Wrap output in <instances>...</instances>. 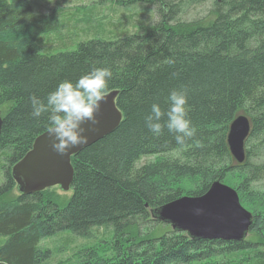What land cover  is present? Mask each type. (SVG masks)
<instances>
[{"label": "trees", "instance_id": "obj_1", "mask_svg": "<svg viewBox=\"0 0 264 264\" xmlns=\"http://www.w3.org/2000/svg\"><path fill=\"white\" fill-rule=\"evenodd\" d=\"M116 3L156 6L159 20L142 33L109 36L91 24L76 49L49 53L82 35L67 32L68 38L54 43L51 35L69 24L64 19L36 12L32 0H0V155L6 162L0 264H46L50 255L40 247L43 240L66 232L93 239L100 229H112L115 249L104 256L93 247L79 264H264V161H258L255 146L264 142V0H214L211 11L190 21L181 19L182 11L195 2ZM48 34L49 43L59 47L47 49ZM97 67L113 73L107 94L117 92L119 127L71 158L69 199L57 186L19 193L10 168L49 127L47 114L32 117L30 97L46 102L60 82L75 83ZM173 89L187 90L197 129L182 145L167 128L153 136L145 120L153 103L168 109ZM239 114L251 122L241 165L227 147L229 126ZM149 158L155 159L140 165ZM232 176L241 206L252 203V223L242 241L195 239L158 218L166 204L202 196L212 183ZM148 223L170 231L157 237Z\"/></svg>", "mask_w": 264, "mask_h": 264}, {"label": "water", "instance_id": "obj_2", "mask_svg": "<svg viewBox=\"0 0 264 264\" xmlns=\"http://www.w3.org/2000/svg\"><path fill=\"white\" fill-rule=\"evenodd\" d=\"M117 92L107 94L96 114V125L85 124L89 142L59 155L51 147L49 131L38 136L31 150L11 168V176L21 194H35L46 189L59 187L68 192L73 168L71 158L115 131L122 120L115 100ZM3 119L0 116V134ZM251 131V122L244 115L235 116L227 134V147L232 159L241 165L245 161V142ZM160 221L173 230L188 233L201 240L240 242L245 239L252 223V215L239 201L237 192L216 181L199 197L184 196L166 204L159 211Z\"/></svg>", "mask_w": 264, "mask_h": 264}, {"label": "rangeland", "instance_id": "obj_3", "mask_svg": "<svg viewBox=\"0 0 264 264\" xmlns=\"http://www.w3.org/2000/svg\"><path fill=\"white\" fill-rule=\"evenodd\" d=\"M174 2H184L186 6L189 2L188 8L182 11L181 19L183 21H190L195 18L205 16L209 11L213 8L214 0H172ZM33 6L36 12L45 13L46 15L53 14L56 17H59V22H67V26H63L60 29L59 33L56 34H48L43 37L45 41V46L47 49H52L54 43L58 42L57 40L61 37L67 35V32L76 31L78 35H82L81 37L72 36L74 38H70L72 41V45L65 46L58 50H53L49 53H54L56 51H71L76 49L80 41L83 39L86 34L81 33L85 31V28L92 24L93 30L97 33L104 34L105 36H109L108 33L114 34H123L126 33H142L145 29L159 20V15L156 10V6L152 5H133L128 7H123L118 5L117 0H32ZM152 2H157V0H152ZM197 2V3H196ZM86 20V21H85ZM98 23L101 24L100 28L98 27ZM73 28H76L74 30ZM52 40L53 45L49 43ZM70 36L73 33L69 34ZM68 38V36H66ZM48 52V51H47ZM242 115V114H239ZM264 141V139H263ZM255 146L259 148L258 161H264V142L258 143ZM256 156V157H257ZM155 158L142 160L140 165L144 162L147 163L149 161H153ZM2 166H6L5 159L0 155V185L4 182V168ZM12 168V167H11ZM10 168V172H11ZM234 176L230 177L229 180H226L225 183L222 184L236 189L237 181ZM183 187L188 190L191 189V182L183 181ZM60 191V190H59ZM62 192V191H60ZM60 192H56L57 194H62ZM68 196V199L72 195V191L69 190L65 194ZM239 197V196H238ZM243 208L245 210L252 209V203L249 201L247 204H243ZM147 228H153V232L156 234L155 236H160L166 233L170 227L165 224L154 225V223L146 224ZM170 231V230H169ZM117 241L114 239V234L112 229L108 231H104L103 229L95 232L93 239H81L73 236L71 233L66 232L65 234H56L51 238H47L42 241L40 247L49 252L50 258L46 261V264H79L83 257H85V253L95 249L96 252H99L100 255L109 256L112 253V249H115ZM97 247V248H96ZM248 253H245L247 255Z\"/></svg>", "mask_w": 264, "mask_h": 264}, {"label": "clouds", "instance_id": "obj_4", "mask_svg": "<svg viewBox=\"0 0 264 264\" xmlns=\"http://www.w3.org/2000/svg\"><path fill=\"white\" fill-rule=\"evenodd\" d=\"M112 77L110 68L97 67L75 83L67 79L60 82L48 94L46 102L35 95L30 97L32 117L40 118L47 114L51 147L56 153L65 155L72 148L88 144V129L84 125L98 123L96 114L101 102L107 99ZM167 101L169 107L166 111L159 103L151 105L145 118L147 127L155 137L161 136L167 128L168 132L175 134L176 142L182 145L197 133L189 117L188 92L186 89H173ZM164 117L167 119L162 123Z\"/></svg>", "mask_w": 264, "mask_h": 264}, {"label": "bare ground", "instance_id": "obj_5", "mask_svg": "<svg viewBox=\"0 0 264 264\" xmlns=\"http://www.w3.org/2000/svg\"><path fill=\"white\" fill-rule=\"evenodd\" d=\"M235 162V161H234ZM213 184V183H212ZM224 185V184H223ZM211 186V185H210ZM209 189V188H208ZM183 197H181L180 199H182ZM178 199V200H180ZM177 201V200H176ZM167 224V223H166ZM169 225V224H168ZM170 226V225H169ZM171 227V226H170ZM224 242H228V241H224Z\"/></svg>", "mask_w": 264, "mask_h": 264}]
</instances>
